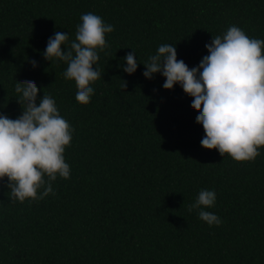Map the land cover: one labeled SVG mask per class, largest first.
<instances>
[{"label":"trees","instance_id":"16d2710c","mask_svg":"<svg viewBox=\"0 0 264 264\" xmlns=\"http://www.w3.org/2000/svg\"><path fill=\"white\" fill-rule=\"evenodd\" d=\"M88 12L114 31L98 53L102 78L80 104L67 65L43 52L57 31L75 40ZM233 25L264 40V0H0V113L21 115L15 84L30 80L37 106L52 96L74 129L70 178L52 182L54 195L19 202L0 181V264H264V147L244 162L203 148L192 98L142 75L166 43L198 66L205 44ZM133 49L128 75L118 65ZM202 189L216 192L206 210L219 226L188 210Z\"/></svg>","mask_w":264,"mask_h":264},{"label":"clouds","instance_id":"9594fccd","mask_svg":"<svg viewBox=\"0 0 264 264\" xmlns=\"http://www.w3.org/2000/svg\"><path fill=\"white\" fill-rule=\"evenodd\" d=\"M113 31L114 25L88 12L81 15L70 44L69 34L59 31L47 41L44 59L67 65L63 75L75 82V99L80 104L90 102L91 85L102 78L96 66L98 53L108 47L105 37ZM205 48L208 55L189 68L178 60L175 45L161 44L142 63V75L152 79L158 73L165 78L163 89L179 85L192 98L191 107L198 112L196 123L205 133L200 141L203 148L216 149L222 157L227 154L237 162L253 161L264 147V40L251 38L233 25L213 36ZM136 54L133 49L123 58L125 63L118 65L128 75L137 71ZM31 63L37 66L34 60ZM14 90L22 113L15 119L0 113V181L7 178L11 199H43L55 194L52 182L57 177L70 178L64 153L74 129L52 96L44 94L37 106L41 89L34 81H17ZM216 199L214 190L202 189L188 210L198 209L200 220L210 227L219 226L220 217L206 210L215 206Z\"/></svg>","mask_w":264,"mask_h":264}]
</instances>
